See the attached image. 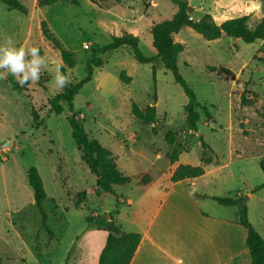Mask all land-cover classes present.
<instances>
[{
	"label": "rangeland",
	"instance_id": "374dc122",
	"mask_svg": "<svg viewBox=\"0 0 264 264\" xmlns=\"http://www.w3.org/2000/svg\"><path fill=\"white\" fill-rule=\"evenodd\" d=\"M19 1L28 9L26 15L9 11L0 2V44L11 37L17 47L37 46L41 55L61 60L42 36L40 24L45 22L74 61L66 70L69 85L86 77L92 59L101 61V66L93 67L92 79L74 96L73 114L66 104L59 115L49 110L46 100L57 92L47 71L37 83L24 87L11 75L0 81V264H86L96 243L90 244L91 228L85 219L117 210L114 218L126 229L124 219L135 207L121 201L134 202L137 183L145 175L157 179L173 164L200 165V136L210 147L204 152V169H214L206 178L215 182L218 194L231 188L248 197L254 187L264 184L259 168L264 159L262 42L246 44L228 36L208 41L189 27L173 35L182 46L179 73L210 116L207 119L196 108L193 132L185 125L187 96L160 62H155L153 85L151 65L138 63L127 47L100 51L112 36L127 31L138 37L143 55L154 56L150 28L171 18L176 5L168 0L104 4L76 0L77 4L37 7L32 0ZM185 1L194 20L207 5L213 6L211 0ZM240 10L249 11L245 6ZM119 12L125 15L124 22ZM259 21L249 17L247 25L254 28ZM121 71L131 78L129 84L119 80ZM133 103L141 109L154 103L155 124L133 118ZM75 113L89 138L109 149L116 167L130 178L129 183L114 186L115 196L95 193V177L71 136L67 119ZM168 132L174 137L172 144L165 139ZM173 151L178 152L175 163L167 157ZM30 168L37 170L45 192L40 208L27 184L25 173ZM213 203L222 209L219 215L232 216V208ZM247 204L255 230L264 234V188L248 197Z\"/></svg>",
	"mask_w": 264,
	"mask_h": 264
},
{
	"label": "trees",
	"instance_id": "16d2710c",
	"mask_svg": "<svg viewBox=\"0 0 264 264\" xmlns=\"http://www.w3.org/2000/svg\"><path fill=\"white\" fill-rule=\"evenodd\" d=\"M92 1V0H91ZM176 5V11L169 19H164L150 28L152 47L155 50L154 56H145L139 49L138 37L130 33L123 32L120 36H112L111 41L103 46L100 51L108 52L120 47H127L132 53L134 59L140 64L151 65L153 85H155V62L158 61L164 69L171 72L175 83H177L187 96V103L184 106L185 125L189 131H196L198 116L195 111L200 108L207 119H210L205 106L197 103L194 93L191 88L185 83L181 77L178 66L177 56L182 51V46L173 40V35L178 33L183 27H189L203 39L212 41L228 36L234 39L241 40L246 44L262 42L261 51L264 52V18H262L254 28H249L247 21L248 15L232 18L217 24L212 17L204 14L200 19L194 20L189 16L188 5L185 0H168ZM9 11H17L26 15L28 9L19 0H0ZM70 3L77 4L76 0H36L37 7L50 6L55 3ZM95 3V1H92ZM99 4L115 2L121 0H99ZM98 4V3H97ZM40 30L44 39L49 42L55 50L58 51L60 59L65 65V71L73 68L74 61L71 55L62 48L61 44L53 36L46 27L45 22H41ZM101 61L92 59L88 62L86 68V77L77 81L73 85H68L61 92H57L53 97L47 98L46 103L49 110L57 115L62 112V104L68 106V110L73 111V98L81 89V87L92 79L93 67H100ZM119 80L123 84H129L131 78L124 71L119 73ZM155 96L153 101L155 102ZM130 113L133 118L145 125H153L156 122L155 104L141 109L136 104L131 105ZM32 120L37 125V118L32 113ZM68 123L71 127V136L75 144L80 148L85 164L88 170L95 177V193L102 192L106 195L115 196L114 186L125 185L129 183L130 178L124 175L116 167L115 158L111 151L96 140L90 139L85 132L82 124L78 120L76 113L68 117ZM168 143L174 142V137L171 132H168L165 137ZM202 147L201 164L197 166L189 164H179L173 170L170 181L178 182L185 179H194L202 176L205 173L203 159L204 152L210 147L203 141L202 136L199 139ZM171 163L178 161V152L173 151L167 154ZM208 162V161H207ZM259 168L264 174V159L259 161ZM27 184L32 192L33 202L35 207L40 208L42 201L45 199V192L42 186L41 178L35 168H30L25 173ZM150 177L145 175L139 182L147 183ZM259 188H264V184L254 187L251 191L253 194ZM199 197L198 195H195ZM84 197V194L82 195ZM201 198L210 199L219 205L230 206L236 208V221L246 230L245 245L250 256V264H264V239L252 227L247 217L246 202L248 197L244 195L228 194L227 196H200ZM114 214L109 215H92L85 219L88 228L103 230L108 233L105 245L101 250L98 258V264H130L137 246L141 240V236L137 233L124 232L116 223ZM109 218V219H108Z\"/></svg>",
	"mask_w": 264,
	"mask_h": 264
},
{
	"label": "crops",
	"instance_id": "0c3cea01",
	"mask_svg": "<svg viewBox=\"0 0 264 264\" xmlns=\"http://www.w3.org/2000/svg\"><path fill=\"white\" fill-rule=\"evenodd\" d=\"M211 1L213 6L207 5L195 20L204 14L210 15L217 24L243 15L257 20L264 18V0ZM32 4L35 5L36 0H32ZM240 6L249 11H241ZM119 14L124 22L125 15ZM175 165L168 174L157 179L150 177L147 183H137L134 202L131 198L121 201L135 208L132 216L124 219L126 229L114 218L116 223L124 232L141 236L130 264H250L245 245L246 230L236 221V208L227 207L232 208L233 213L231 217H224L218 214L222 209L213 205L212 200L200 197L242 194L231 188H224L218 194L215 182L206 178L214 169L206 167L205 173L198 178L171 182ZM247 217L254 228L248 204ZM258 233L264 239V234ZM89 237L91 246L95 241L96 249L86 264H98L108 233L91 228Z\"/></svg>",
	"mask_w": 264,
	"mask_h": 264
},
{
	"label": "clouds",
	"instance_id": "9594fccd",
	"mask_svg": "<svg viewBox=\"0 0 264 264\" xmlns=\"http://www.w3.org/2000/svg\"><path fill=\"white\" fill-rule=\"evenodd\" d=\"M64 69L62 60L50 59L47 54L41 55L37 46L17 47L11 37L0 44V81L11 75L24 87L37 83L42 73L47 71L52 77L51 83L56 92H61L71 83V76Z\"/></svg>",
	"mask_w": 264,
	"mask_h": 264
},
{
	"label": "built area",
	"instance_id": "2783aa9c",
	"mask_svg": "<svg viewBox=\"0 0 264 264\" xmlns=\"http://www.w3.org/2000/svg\"><path fill=\"white\" fill-rule=\"evenodd\" d=\"M87 48V46H85ZM0 158H1V153H0Z\"/></svg>",
	"mask_w": 264,
	"mask_h": 264
},
{
	"label": "water",
	"instance_id": "95a60500",
	"mask_svg": "<svg viewBox=\"0 0 264 264\" xmlns=\"http://www.w3.org/2000/svg\"><path fill=\"white\" fill-rule=\"evenodd\" d=\"M71 114H73V113H71ZM109 219V218H108Z\"/></svg>",
	"mask_w": 264,
	"mask_h": 264
}]
</instances>
